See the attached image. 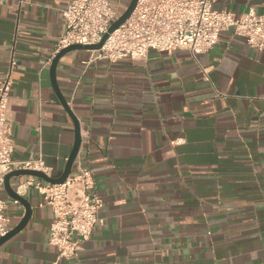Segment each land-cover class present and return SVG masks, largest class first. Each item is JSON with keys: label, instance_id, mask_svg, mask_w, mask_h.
Wrapping results in <instances>:
<instances>
[{"label": "crops", "instance_id": "obj_1", "mask_svg": "<svg viewBox=\"0 0 264 264\" xmlns=\"http://www.w3.org/2000/svg\"><path fill=\"white\" fill-rule=\"evenodd\" d=\"M69 1L0 0L11 159H40L54 178L75 141L49 73ZM129 2L113 6L122 13ZM212 4L235 17L264 13V0ZM93 56L68 52L55 71L80 129L70 175L89 168L102 201L92 233L74 258L58 259L48 244L51 209L27 187L19 196L31 216L0 245V264H264V53L226 30L194 57L186 50L114 63ZM29 178L9 183L16 192ZM1 197L8 232L25 209L4 188Z\"/></svg>", "mask_w": 264, "mask_h": 264}, {"label": "built area", "instance_id": "obj_2", "mask_svg": "<svg viewBox=\"0 0 264 264\" xmlns=\"http://www.w3.org/2000/svg\"><path fill=\"white\" fill-rule=\"evenodd\" d=\"M60 13L65 33L58 50L70 45L99 44L122 14L113 6V0H71ZM226 30H232L249 47L264 53V13L250 9L235 17L215 9L212 0H137L129 18L109 35L100 50L92 51V61L142 60L149 50H186L194 57L212 49L219 34ZM10 85L9 75L0 82V237L6 235L9 223L1 197L5 176L16 170L39 171L49 176L40 159H11L14 147L7 118ZM94 185L92 171L78 165L76 172L62 184L29 178L16 189L21 195L27 187H33L50 207L48 244L56 249L60 260L74 258L80 243L92 233L102 208L101 199L93 193Z\"/></svg>", "mask_w": 264, "mask_h": 264}, {"label": "water", "instance_id": "obj_3", "mask_svg": "<svg viewBox=\"0 0 264 264\" xmlns=\"http://www.w3.org/2000/svg\"><path fill=\"white\" fill-rule=\"evenodd\" d=\"M137 0H130L128 6L126 7L125 11L118 17V19L112 23V25L109 27L107 34H105L99 44L92 45V46H82V45H70L66 48L61 49L53 58L50 64L49 68V73H50V82L51 86L53 88V91L59 100L60 104L64 108V110L69 114L71 117L73 123H74V131H75V141L74 145L72 148V151L67 159L66 165L64 167V170L62 174L57 177H51L47 176L42 172L39 171H31V170H16L8 173L5 178H4V184L3 188L6 194L13 200L17 201L20 203L24 209L25 213L23 218L19 221V223L10 231L6 233L5 236L0 237V245H2L5 241L8 239L12 238L14 235H16L18 232H20L27 224L30 216H31V210H30V205L27 203L25 199L20 197L19 195L16 194L15 190L11 187L9 180L12 177H20V176H29V177H34L37 179L42 180L45 183H49L52 185H58L62 184L66 181V179L70 176L71 170L73 163L77 157L79 148H80V129H79V124L77 120L74 118V116L71 114L69 106L67 101L64 99L62 96L57 83H56V77H55V71H56V66L59 61V59L65 55L68 52L75 51V50H82V51H97L100 50V48L103 46L104 42L107 40L110 34H112L115 30H117L132 14L134 11V8L136 6Z\"/></svg>", "mask_w": 264, "mask_h": 264}, {"label": "rangeland", "instance_id": "obj_4", "mask_svg": "<svg viewBox=\"0 0 264 264\" xmlns=\"http://www.w3.org/2000/svg\"><path fill=\"white\" fill-rule=\"evenodd\" d=\"M118 18V17H117Z\"/></svg>", "mask_w": 264, "mask_h": 264}]
</instances>
